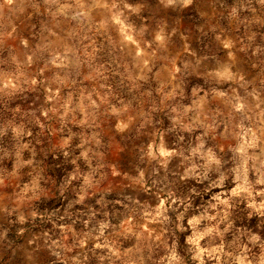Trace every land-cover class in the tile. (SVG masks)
Segmentation results:
<instances>
[{"label":"rangeland","instance_id":"rangeland-1","mask_svg":"<svg viewBox=\"0 0 264 264\" xmlns=\"http://www.w3.org/2000/svg\"><path fill=\"white\" fill-rule=\"evenodd\" d=\"M0 264H264V0H0Z\"/></svg>","mask_w":264,"mask_h":264},{"label":"trees","instance_id":"trees-1","mask_svg":"<svg viewBox=\"0 0 264 264\" xmlns=\"http://www.w3.org/2000/svg\"><path fill=\"white\" fill-rule=\"evenodd\" d=\"M59 170V168L58 167H54V166H51L50 168H49V171L50 172H57ZM56 199L54 198V199H50V200H47L46 202H45V204L46 205H49L51 202H53V201H55Z\"/></svg>","mask_w":264,"mask_h":264},{"label":"water","instance_id":"water-1","mask_svg":"<svg viewBox=\"0 0 264 264\" xmlns=\"http://www.w3.org/2000/svg\"><path fill=\"white\" fill-rule=\"evenodd\" d=\"M66 176H67L66 173H63L62 175H60L59 183L62 182V181H64V179L66 178Z\"/></svg>","mask_w":264,"mask_h":264}]
</instances>
